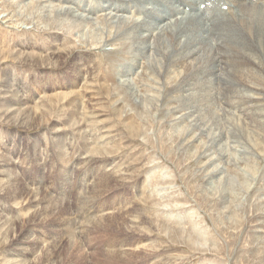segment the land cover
<instances>
[{
	"label": "rangeland",
	"instance_id": "obj_1",
	"mask_svg": "<svg viewBox=\"0 0 264 264\" xmlns=\"http://www.w3.org/2000/svg\"><path fill=\"white\" fill-rule=\"evenodd\" d=\"M64 1L0 0V264H264V106L189 112L146 59L131 94L130 24Z\"/></svg>",
	"mask_w": 264,
	"mask_h": 264
},
{
	"label": "bare ground",
	"instance_id": "obj_2",
	"mask_svg": "<svg viewBox=\"0 0 264 264\" xmlns=\"http://www.w3.org/2000/svg\"><path fill=\"white\" fill-rule=\"evenodd\" d=\"M256 1L254 3V0H99L96 1L99 3L98 7L92 1L94 4L90 6L85 4L82 7L84 16L80 13L77 15L88 22L94 20L93 17L103 14L106 21H110L115 29L117 22L130 24V29L135 35L132 38L133 45L130 47L131 61L136 65L132 69L125 67L122 69L124 73L120 76V82L131 94L142 97L138 94L133 77L140 69L139 62L146 59L148 63L163 68L160 71L162 76H166L170 69L175 70V67L179 70L189 67V73H185L181 87H177L179 90L182 88L185 93L187 99L184 103L188 105L189 112L216 110L224 108L223 106L229 108L244 106L241 110L246 108L249 110L264 106L259 89L249 86L242 79L248 73V68L251 75L258 80H261L264 73V0ZM66 2L77 6V0ZM134 9H137L138 15L144 17L143 20L133 21L126 16L130 10L131 13H135ZM60 10L77 16L71 7H61ZM125 33L127 34L125 37L131 35L129 31ZM232 44L241 46L237 59L232 56L235 58L232 59L234 62L230 60L232 58L230 55L240 50L231 49ZM168 68L169 71L166 73L165 70ZM254 72L256 74H253ZM222 95L224 100L221 103L219 100ZM233 95L239 97L241 102L229 101ZM201 127L205 129L207 135L211 137L213 135V143L216 145V137H219L218 133L215 135L214 128L208 124ZM243 142L242 140L241 143Z\"/></svg>",
	"mask_w": 264,
	"mask_h": 264
}]
</instances>
